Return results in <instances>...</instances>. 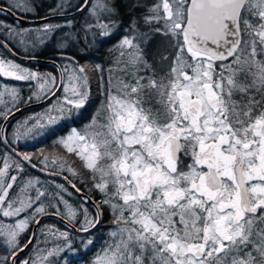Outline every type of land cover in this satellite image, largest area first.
I'll return each instance as SVG.
<instances>
[{
	"label": "snow or ice",
	"instance_id": "obj_1",
	"mask_svg": "<svg viewBox=\"0 0 264 264\" xmlns=\"http://www.w3.org/2000/svg\"><path fill=\"white\" fill-rule=\"evenodd\" d=\"M13 7L33 10L27 0L8 10ZM5 10L0 5V13ZM114 11L107 0H98L97 22L87 31L96 28L100 36L109 35L114 22H102L98 12ZM143 20L149 31L126 36L119 45L120 56H127L116 62L124 77L108 81L97 115L84 130L73 128L56 141L80 159L114 215L111 242L93 264H264V0H157ZM57 27L45 24L37 30L39 42ZM157 35L163 38L159 60L149 62L146 49ZM73 39L68 35L58 47ZM0 76L43 79L42 93L55 95V88L65 93L46 120L21 123L14 133L17 140L56 125L65 112L83 108L90 95L88 69L75 62L64 67L58 85L50 74L41 76L2 58ZM9 95L17 99L14 90ZM3 96L0 92V103ZM10 114L2 111L0 117ZM0 142L7 143L2 129ZM49 159L43 156L41 163ZM22 160L31 163V156L24 153ZM65 163L61 158L60 167ZM12 168L23 170L20 161L5 157L0 167L3 217L20 216L45 196L39 189L35 198L28 195L34 187L30 180L10 197L17 180L9 176ZM67 170L77 174L71 166ZM95 207V219L85 210L81 231L99 222ZM46 211L40 205L32 217L0 222L13 264L32 243L20 246L18 237ZM67 214L74 218L76 210L69 207ZM58 235L67 242L68 233ZM61 251L56 247L21 264H52L49 257Z\"/></svg>",
	"mask_w": 264,
	"mask_h": 264
},
{
	"label": "trees",
	"instance_id": "obj_2",
	"mask_svg": "<svg viewBox=\"0 0 264 264\" xmlns=\"http://www.w3.org/2000/svg\"><path fill=\"white\" fill-rule=\"evenodd\" d=\"M47 2L46 5L47 7L45 9H39L37 8L35 11L34 15H23L20 13H17L16 11H11L14 12L17 16H20L24 19H42L45 18L47 16H51L48 15L47 13V9H52L54 7V0H51L50 2H48V0H45ZM133 1H139V0H107V2L110 3L111 7H116L118 8L120 5H127L130 2ZM33 2V1H31ZM151 2H155V0H151ZM30 3V2H29ZM0 5L5 6V8L8 9V6L10 4H6L4 2H0ZM30 5H33L32 3H30ZM0 20H2L3 22L6 23L7 26V30H5V32H1L0 31V38L1 40H3L15 53L16 51L9 45L8 41L3 37V33L9 32V28L11 29H18L21 28L22 26H16L13 24V22L5 17V16H0ZM64 21H58V22H53V23H49V24H56V23H61ZM115 26V25H114ZM36 27H39L36 26ZM116 27V26H115ZM136 28V30H139L140 32H144L145 31V27L143 26V24H118V32L114 34L113 37H111L110 39L101 42L98 41L97 37L94 40V38H90L87 37V34L84 31V27L82 26V23L79 21H74L73 22V26L71 29V33L73 34V36L75 37V41H76V46L78 48V50L80 49L81 52L82 50L86 49L89 45L90 48V56L88 59L84 58V56L82 55L83 53L76 54L75 50H65V51H55L52 49H46L42 52H40L39 54L33 56L36 58H40V59H45L47 58V56H51V55H56V54H64L66 56L71 57L75 63H77L78 65H83V66H89V74H90V95H89V99L86 103V105L79 110V114L77 117H73L70 116L68 117V113L65 112V116L66 119L64 122H61V128L59 127H55L53 129H55V134H51V132L49 134H46L44 138L39 139L37 142H31L28 146H26L25 148H17V150L20 152V154L22 153H28L29 155H31V164H35L36 167L38 168L39 165H42L41 160L43 156H53L55 155L56 158L58 159H63V161H66L65 166L69 167L71 166L72 169L75 170V172L77 173L75 176L79 177V181H75L72 179L71 175H69L68 172L66 171H61V173L59 175L63 176V177H67V180L71 183V184H75L77 188H79L81 190V192L85 193L89 198H91L99 207L101 214H102V224L101 226L92 234L90 235H86V236H76L74 234H72L69 230H67L66 228H64L61 224H59L58 222L54 221V220H46L44 221L37 229L36 235H35V239L34 242L31 246V248L29 250H27L21 257H19L16 261L15 264H21L22 261L25 260H29V259H34L37 253V251H35L36 248V242L39 239V234L42 232L43 228L45 226H54L53 228L55 229V231L53 230V232H66L68 233V240L71 241H76L77 239H80L81 241H85V240H92V243L89 244L88 248L85 250L82 248V245H78L77 243H75V245L71 246V248H68L66 250V252L62 253L61 256L59 258L56 259L55 262H52V264H92L94 259L96 258V255H99L103 250H104V241L107 239L108 237V232L109 229L113 226V221H114V215L112 210L110 209V207L107 204L103 203V200L105 199L104 194L101 193L99 190L95 189L92 187V180L90 179V173L87 169L83 168L81 161L78 157H75L74 154L72 153H68L67 151H65V149L56 143V141L63 137L62 134H60V132L62 131H70L73 128H78L77 130H83L86 128V126L91 122L92 118L94 115H97V110L100 108L101 106V101L104 100V95H102V90L106 89L108 86V81H109V74L111 72V69H109V65H110V61L112 62L115 57L117 56V48L115 47L116 45H118V42L120 41V38H122L124 36V33L126 30H129L131 28ZM104 51V52H103ZM0 54L7 57L4 52L0 49ZM18 54V53H16ZM104 54V59H102L100 56ZM19 55V54H18ZM112 57V58H111ZM68 61L70 62L68 59L63 58V59H57L55 60V62L60 66L62 73L64 71V67L65 65H63L62 63ZM72 64V62H70ZM99 65L100 69L97 70L96 66ZM68 66V65H66ZM45 71H50L51 73H54L56 80H57V74L56 71L50 67L47 66V68L42 69V72ZM64 79V77H63ZM62 92V90H61ZM61 92L59 93L58 96H60ZM49 95V94H48ZM47 96V95H46ZM43 98H40L39 100H42ZM26 102L23 103V101L20 102V106L26 104ZM67 114V115H66ZM27 147H30L27 149ZM5 154H8L3 148L0 147V165L3 159V156ZM10 155V154H8ZM11 156V155H10ZM15 161H18L17 159H15L13 156H11ZM68 166H67V165ZM23 168L26 169L28 171V175H36L33 172H31L30 170H28L23 164H22ZM12 173L9 172V176H11ZM44 178V177H43ZM49 179V178H48ZM81 180V181H80ZM85 181V184H84ZM61 185H63L61 182H59ZM84 184V185H83ZM63 187L72 195L73 199H70V204L76 208L77 212L79 211V207L78 206H84V208L87 211V214L89 216V219H95V214L93 212L92 209H90L88 206L84 205L76 196H74L70 190H68L64 185ZM50 193L47 192V195H49ZM53 198V197H51ZM54 200L56 201V206H47L48 203H51L52 200H47L45 198V201H43V203H47V205H45L44 207H47V211L45 214L48 213H53L56 214L57 216L63 218L64 220H66L69 224H71L72 226H74L77 229H81L82 225L79 224V220L81 218L80 215V211H79V215L77 214L76 216V220L72 221V220H68L66 218V216L61 212V204L57 201L56 198H54ZM39 203H36V206H38ZM34 209V207H33ZM30 213V212H28ZM44 215V214H42ZM41 216V214H38L35 216V220ZM34 224V221L30 220L29 222V226L28 228L23 232V234L20 236L19 240V244L20 246H23L27 243V241L29 240L30 237V233H31V229L32 226ZM72 250L76 251V257H71V255L69 254ZM11 250L8 249V247L6 246V244L4 243V238L0 237V259H3L4 257H8L10 259L11 255H10ZM9 259L7 260V264L9 262Z\"/></svg>",
	"mask_w": 264,
	"mask_h": 264
},
{
	"label": "rangeland",
	"instance_id": "obj_3",
	"mask_svg": "<svg viewBox=\"0 0 264 264\" xmlns=\"http://www.w3.org/2000/svg\"><path fill=\"white\" fill-rule=\"evenodd\" d=\"M33 1V2H31ZM51 0H48V2H50ZM83 0H54V7L52 9H47V13L48 15H55V14H63L66 13L68 10L73 9L74 7H76L79 3H81ZM0 2H4L6 4H10V5H15L18 3V0H0ZM32 3L33 5H30V3ZM47 1L45 0H27L28 5L33 9L32 11H23L21 9L12 8V11H16L17 13L23 14V15H34L35 11L37 8L39 9H45L47 7V3H45ZM157 2V0H155V3ZM98 0H91L90 5H89V10L83 15L82 19L80 20V22L82 23V26L84 27V31L87 34V37L90 38H94V40L99 39L102 42L110 39L111 37L114 36L115 33L118 32V24H113L110 29L109 32L110 34L107 36H100L99 32L100 29H92L91 31H87V25L89 24H95L97 22V16L93 15V11L95 9V6L97 5ZM9 5V6H10ZM60 5H63V7H59ZM52 10H55L54 12ZM106 13V12H105ZM108 13V12H107ZM99 15V13H98ZM107 23V22H106ZM45 25V24H44ZM44 25H39V27L36 26H25V27H21L18 29H15L16 32H20L23 33V35H13L10 31L3 33V37L8 41L9 45L16 51V53H18L20 56L22 57H33L37 54H39L40 52L46 50V49H52L55 51H65V50H75L76 54L83 53L81 52V50L76 46V41L75 39L71 40L68 42L67 47L65 48H60L58 47L59 42L63 41L66 39V37L68 35L73 36V34L70 32L73 26V22L72 21H64L61 23H56V24H51V25H58L59 27H57L55 29V31H53L50 36L45 40L44 43H40L39 42V37L37 36V30H40L43 28ZM116 27H115V26ZM143 26L145 27V31L144 32H148L149 31V26L146 25L145 23L143 24ZM24 30H28L27 32H24ZM140 32L139 30H136V28H131L129 30H126L124 33V36L122 38H120V41L118 42V45H116L115 47L117 48L116 52H117V56L115 57V59L111 62L110 61V65H109V69H111V72L109 74V80H112L113 82H115L117 80V78L119 77H124V73L122 71H120V66L117 65V61L118 60H127V56L125 57H121L120 56V51L121 49L119 48V45L122 41V39L124 37H129L132 38L133 36L137 35V33ZM74 37V36H73ZM24 40V43H21V40ZM163 43V38L159 35L155 36L153 38L152 41L149 42V45L146 49V51L148 52V59L149 62H152L153 58H155L157 61L159 60V53L161 51V46ZM89 48V46H88ZM90 50V48H89ZM0 58L7 60V61H11L9 58L3 56L0 54ZM112 58V57H111ZM13 62V61H12ZM15 63V62H13ZM17 64V63H15ZM63 65H71L70 62L65 61L62 63ZM87 69H89V66H86ZM38 73V72H37ZM39 74V73H38ZM51 75L52 77H55L54 73H51L50 71H45L42 72L41 76H48ZM88 78L90 79V74L88 71ZM127 78V77H125ZM67 77L66 75L64 76V80H66ZM45 83V80L42 79L41 84ZM56 84H57V80H56ZM90 80H89V86H90ZM48 87H52V85L49 83L47 85ZM90 88V87H89ZM39 97L40 98H44L46 95L45 93H42L41 90L38 91ZM65 95V93L61 92L60 96L56 97L55 99H53L52 101H50L48 104L44 105L43 107H39L36 108L34 110L28 111L25 114H22L19 118H17L12 124H11V130H13V132H16V129L20 126L21 123L24 122H28L29 125H31V123L33 122L32 118H36V117H43L46 120V116L45 114L49 112L50 109H52L54 106H56L58 104V102H62V98ZM7 98V97H6ZM13 105V101L8 100L6 101V103H4V107H11ZM80 110V109H79ZM79 110H72L71 113H68V117H70L71 115L75 114V116H78V112ZM2 112V111H1ZM53 116H56L57 113L56 112H52L51 113ZM67 115V114H66ZM67 116H65V114L61 117V119L57 122L56 125H46V127L44 129L41 130V132L37 135H28V136H22L19 141H22L23 144H25L26 146H28L31 142H37L39 139H42L45 137L46 134H49L51 132V130L55 127H59L61 128V122H64ZM78 129V128H75ZM84 130V129H83ZM78 131H82V130H78ZM70 131H61L60 134L63 135V137L67 136ZM14 133H12V140L14 143H16L18 140L15 138ZM30 146V145H29ZM30 147H27V149ZM66 151V150H65ZM24 154V153H22ZM21 154V155H22ZM31 156V155H30ZM5 157L9 158V162L11 163L14 159L8 155L5 154L3 156L2 162L0 167L3 166V160ZM50 159L47 162L42 163V165H39V169L47 171V172H51V173H55V174H60L61 171H66L69 173V175H71V177L73 178L74 175L71 171H68L65 165L63 168L60 167V159L56 158L55 155L53 156H48ZM77 157V156H75ZM43 158V157H42ZM52 158H56L57 162H53ZM67 165V164H66ZM68 166V165H67ZM10 172L12 173V175H15L17 177V180L13 186V188L10 190V197L15 198L16 194L20 191L21 187H23L28 181H33L34 182V187H31L28 189V195H30L32 198H35L37 192L36 190L39 189L40 191L45 193V196H42L40 198V200L37 202L39 203L38 206L40 205H47V203H43V201H45V198L47 200H52L51 203H48L47 206H56V201L54 200V198L57 199V201L61 204L62 208L60 209L61 212L66 216V218L69 220H76V216L77 214L79 215V211H80V215L81 218L79 220V224L83 225L84 220H85V208L84 206H78L79 207V211L77 212L76 208H74L71 204H70V199H73L72 195L66 190V191H62L58 186L61 185L58 181L53 180V179H48V178H43L37 175H28V171L26 169L23 168L22 171H18L15 168L10 169ZM76 178V177H74ZM77 181H79V179H77ZM81 181V180H80ZM85 184V181H84ZM83 184V185H84ZM86 185V184H85ZM64 188V187H63ZM65 189V188H64ZM47 192H49L50 194L47 195ZM57 193H59L60 195H56ZM63 197L64 201H67V204L62 203L60 200V197ZM53 197V198H51ZM33 207H37L36 204L33 205ZM71 209H75L76 210V215L74 218H70L67 214V209L68 208ZM47 208V207H45ZM33 210L34 209H28L26 212L21 213L20 216L17 217H3L2 214H0V222H2L3 224L7 225V224H13L16 221L20 220V219H24L25 217H32L33 214ZM30 212V213H28ZM89 217V216H88ZM54 226H45L42 230V232L39 234V239L36 242V248L35 251H37L36 255L33 256L35 257L34 259H37L38 255H46L48 250L54 249L56 247H60L63 249V251H61L58 255L53 256V257H49V260L51 262H55L57 258H59L61 256L62 253L66 252V250L68 248H71V246L75 245V243H77L78 245H82L83 249H87L89 246V241L92 242V240H85V241H81L80 239H77L75 242L71 241V240H67V242L65 241V239L61 236L58 235V233L60 232H55L56 234H50L49 229H51L52 231L55 229L53 228ZM115 229V224H113V226L109 229L108 232V237L107 239L104 241V249L106 247L107 244H109L111 242V237H110V232L112 230ZM23 234V232L20 234V236ZM20 236L18 237V239L20 238ZM7 246V245H6ZM8 247V246H7ZM9 249V248H8ZM71 257H76V251L72 250L70 253ZM103 251L99 254L102 255ZM98 255H96L95 257H97ZM96 259V258H95ZM94 259V260H95ZM93 264V263H92Z\"/></svg>",
	"mask_w": 264,
	"mask_h": 264
},
{
	"label": "water",
	"instance_id": "obj_4",
	"mask_svg": "<svg viewBox=\"0 0 264 264\" xmlns=\"http://www.w3.org/2000/svg\"><path fill=\"white\" fill-rule=\"evenodd\" d=\"M91 0H88L87 4L85 3V0L83 1V4L81 5V7L73 12L70 13H66V14H58V15H51V16H47L45 18L42 19H24L20 16H17L14 12H12L11 10L9 11L7 8H5L6 10L3 13H0V16H5L7 18H9L14 25L16 26H38V25H44V24H48V23H53V22H58V21H68L71 20L73 18H76L78 16H80L81 14L84 13V11L88 8L89 4H90ZM6 43L4 41H2L0 39V49L6 54V56L8 58H10L12 61L16 62L17 64L20 65H30V64H36V65H41V66H50L52 67L56 73H57V85L61 83L62 81V71L60 66L55 62V58H59L62 56L59 55H52V56H48L45 59H40V58H30V57H22L18 54H16L7 44V46H4ZM55 95H49L48 97H46L44 100L38 102V103H33L30 105H27L17 111H15L14 113L10 114L8 116L7 119H5L1 129L3 130V134H4V128L7 124V122L11 119H14L22 114H25L28 111L34 110L36 108L39 107H43L44 105L48 104L50 101H52L53 99H55L61 89L59 88H55ZM1 145L3 146V148L13 157H15L18 161H20L28 170H30L31 172H33L34 174L40 176V177H44V178H49V179H53L56 180L58 182H61L68 190H70L84 205L88 206L90 209L93 210L95 216H97V212H96V207L98 206L91 198H89L87 195L81 193V192H76L75 189L72 188V184L65 179V177L55 174V173H51V172H47L44 170H41L37 167H32V164L29 163L28 161H23L22 160V155L17 152L16 150H14L13 148H11L10 146H8L6 143L4 142H0ZM100 210V209H99ZM36 220L39 221V223H35L32 226L31 229V233H30V237L29 240H32L31 244H28L29 240L27 241L26 244H28V247L24 248L23 251L19 252L17 257H15V261L21 257L27 250H29L34 242L35 239V235L37 232L38 227L46 220H54L56 222H58L59 224H61L64 228H66L67 230H69L72 234L76 235V236H86V235H90L92 233H94L102 224V214L100 211V215H99V222L95 224L94 227H90L88 231H81V229H77L74 226H72L71 224H69L66 220H64L63 218L57 216L56 214L53 213H48V214H44L39 216ZM34 237V238H33ZM8 264H13V258L10 257Z\"/></svg>",
	"mask_w": 264,
	"mask_h": 264
},
{
	"label": "flooded vegetation",
	"instance_id": "obj_5",
	"mask_svg": "<svg viewBox=\"0 0 264 264\" xmlns=\"http://www.w3.org/2000/svg\"><path fill=\"white\" fill-rule=\"evenodd\" d=\"M83 1L81 3H79L76 7H74L73 9L68 10L66 13H70V12H73V11L79 9L81 7V5L83 4ZM154 3L155 2H151V0L133 1V2H130L129 4H127L126 6L125 5H123V6L120 5L118 8L115 7L114 8L115 11L113 13L98 12L99 13V19L102 22H104V23H106V22L108 23L109 21H113L115 24H132V25L138 24V23L144 24L143 17L146 14H148V9ZM88 10H89V6L84 11V13L82 15H80V16H78L76 18H73L70 21H72V22L79 21L80 22V20L82 19L83 15ZM66 13H63V14H66ZM5 30H7L6 23L3 22L2 20H0V31L1 32H5ZM98 41H101V40L98 39ZM82 52H83L82 55L84 56V58L88 59L89 56H90V50H89V48L87 47L86 49L82 50ZM56 55H59V56H62V57L55 58V60L66 58V59H68L72 63L75 62L71 57L66 56L64 54H56ZM100 57L102 59L105 58L104 57V54L101 55ZM32 58H36V57H32ZM18 65H20V64H18ZM20 66L22 68H24V69H27V70L31 71V72H36V73L38 72L40 75L42 74V69H44V68L46 69L47 68V66H41V65H36V64L20 65ZM41 81H42V79L41 80H31V79H29V80H16V79H13V78H10V77H6V76H0V92H3L4 93V96H3V101L4 102L3 103H0V112L1 111L11 110V114H12L15 111H17V110H19V109H21V108H23V107H25L27 105H30V104H33V103H38V102L44 100L46 97H48L50 94L47 95V96H45L42 100H39L40 97L37 98V95H35L40 90ZM10 90H14L15 91L16 96H17V99L13 100L12 96L9 95V91ZM8 100L13 101V105L10 108L9 107L8 108L7 107H4V103H6V101H8ZM21 101H23V103L27 101V103L24 104V105H22V106H20L19 104H20ZM20 116L14 118V119L9 120L7 122L5 128H4V137L7 140V143L6 144L8 146H10L11 148H13L14 150H16L17 152H19L17 150L18 147L19 148H25L26 147V145L23 144L22 141H19L18 140L16 143H14L13 140H12V133H14V132H13V130H11V124L17 118H19ZM71 116L76 117L75 114H73ZM4 121H5V119L3 117H0V129H1ZM0 147L3 148V146L1 145V143H0ZM74 177H76V176L74 175ZM74 177L72 179L75 180V181L77 179H79V177H76V178H74ZM81 193H83V192H81ZM83 194H85V193H83Z\"/></svg>",
	"mask_w": 264,
	"mask_h": 264
}]
</instances>
